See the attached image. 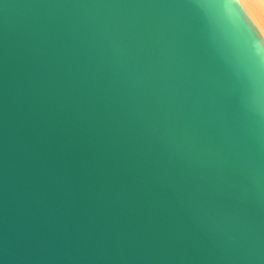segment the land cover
<instances>
[{"label": "water", "instance_id": "obj_1", "mask_svg": "<svg viewBox=\"0 0 264 264\" xmlns=\"http://www.w3.org/2000/svg\"><path fill=\"white\" fill-rule=\"evenodd\" d=\"M0 264H264L245 0H0Z\"/></svg>", "mask_w": 264, "mask_h": 264}, {"label": "bare ground", "instance_id": "obj_2", "mask_svg": "<svg viewBox=\"0 0 264 264\" xmlns=\"http://www.w3.org/2000/svg\"><path fill=\"white\" fill-rule=\"evenodd\" d=\"M245 2L264 28V0H245Z\"/></svg>", "mask_w": 264, "mask_h": 264}]
</instances>
